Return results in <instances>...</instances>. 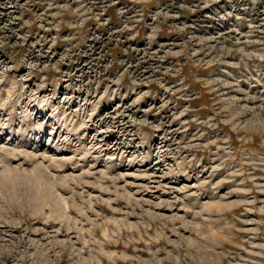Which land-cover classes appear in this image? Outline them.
Here are the masks:
<instances>
[{"label":"rangeland","instance_id":"obj_1","mask_svg":"<svg viewBox=\"0 0 264 264\" xmlns=\"http://www.w3.org/2000/svg\"><path fill=\"white\" fill-rule=\"evenodd\" d=\"M0 264H264V0H0Z\"/></svg>","mask_w":264,"mask_h":264},{"label":"trees","instance_id":"obj_2","mask_svg":"<svg viewBox=\"0 0 264 264\" xmlns=\"http://www.w3.org/2000/svg\"><path fill=\"white\" fill-rule=\"evenodd\" d=\"M117 44H119V42H117ZM114 46L116 47L117 45H114ZM118 46H119V50H121L120 45H118ZM108 50H113V46H110V44H109ZM130 50H131L132 54H135V52H134L135 50H133L132 48H130ZM111 53H113V52H111ZM112 56H113V54H112Z\"/></svg>","mask_w":264,"mask_h":264}]
</instances>
